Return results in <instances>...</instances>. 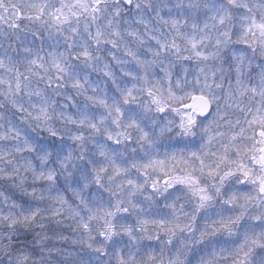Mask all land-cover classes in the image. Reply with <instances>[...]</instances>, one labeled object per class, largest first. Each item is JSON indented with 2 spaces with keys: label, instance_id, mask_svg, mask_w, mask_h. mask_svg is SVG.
I'll list each match as a JSON object with an SVG mask.
<instances>
[{
  "label": "snow or ice",
  "instance_id": "obj_1",
  "mask_svg": "<svg viewBox=\"0 0 264 264\" xmlns=\"http://www.w3.org/2000/svg\"><path fill=\"white\" fill-rule=\"evenodd\" d=\"M0 264H264V0H0Z\"/></svg>",
  "mask_w": 264,
  "mask_h": 264
}]
</instances>
